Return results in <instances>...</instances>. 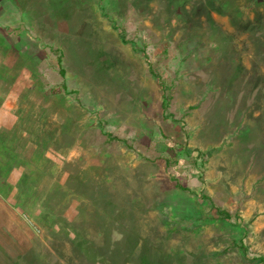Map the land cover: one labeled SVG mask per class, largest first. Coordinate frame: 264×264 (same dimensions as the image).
Returning <instances> with one entry per match:
<instances>
[{"label":"rangeland","instance_id":"1","mask_svg":"<svg viewBox=\"0 0 264 264\" xmlns=\"http://www.w3.org/2000/svg\"><path fill=\"white\" fill-rule=\"evenodd\" d=\"M0 264H264V0H0Z\"/></svg>","mask_w":264,"mask_h":264},{"label":"trees","instance_id":"2","mask_svg":"<svg viewBox=\"0 0 264 264\" xmlns=\"http://www.w3.org/2000/svg\"><path fill=\"white\" fill-rule=\"evenodd\" d=\"M222 213V212H221ZM258 259H259V261H262L263 260V258H261V257H258Z\"/></svg>","mask_w":264,"mask_h":264}]
</instances>
